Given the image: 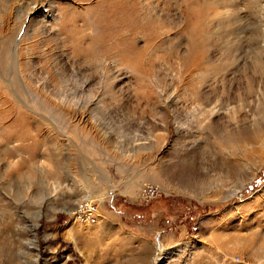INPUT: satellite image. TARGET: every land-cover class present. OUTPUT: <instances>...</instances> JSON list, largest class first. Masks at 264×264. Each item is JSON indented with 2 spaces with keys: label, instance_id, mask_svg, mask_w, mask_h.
Segmentation results:
<instances>
[{
  "label": "rangeland",
  "instance_id": "obj_1",
  "mask_svg": "<svg viewBox=\"0 0 264 264\" xmlns=\"http://www.w3.org/2000/svg\"><path fill=\"white\" fill-rule=\"evenodd\" d=\"M33 1L0 0V264H136L142 247L120 237L136 223L149 264H264V0L207 1L198 70L173 4L136 68L101 46L72 54L57 29L62 6L98 0L27 15ZM143 181L159 187L146 203ZM85 199L126 230L77 221Z\"/></svg>",
  "mask_w": 264,
  "mask_h": 264
},
{
  "label": "bare ground",
  "instance_id": "obj_2",
  "mask_svg": "<svg viewBox=\"0 0 264 264\" xmlns=\"http://www.w3.org/2000/svg\"><path fill=\"white\" fill-rule=\"evenodd\" d=\"M78 1L85 3L90 0ZM207 1L219 6L226 5L223 0H98L93 8H87L86 13L81 16L75 15L73 8L62 6L61 10H68L72 15L67 16L62 12V16L57 22V29L65 39L71 42L70 52L72 54L87 57L97 46H101L102 54L117 57L124 63L137 68L141 66L142 56L146 54L144 52L147 49H157L160 43L166 41L165 39H160V43L156 41L162 31L159 30L158 24L162 23L160 20L162 17L165 19L170 15L171 8L167 4H173L171 6L177 13V23L181 22V32H186L189 36L188 45L192 50L190 52L193 53L190 68L198 70L201 68L202 58L199 49L203 31L204 18L202 19V17L204 15L202 14H204L203 9ZM39 5V0H34L26 14H36L40 9ZM158 7L161 8L157 12H153ZM50 20L57 21L55 17ZM90 22L101 30L98 35L88 38L86 29L90 27ZM138 36L142 38V46L138 43ZM85 39L89 41H87V46L82 47V42ZM192 95L195 99L201 97V91L195 85L192 87ZM220 165L223 164L220 163ZM228 167L230 174L237 173L236 164H229ZM156 245V256H163L164 249L158 243Z\"/></svg>",
  "mask_w": 264,
  "mask_h": 264
},
{
  "label": "crops",
  "instance_id": "obj_3",
  "mask_svg": "<svg viewBox=\"0 0 264 264\" xmlns=\"http://www.w3.org/2000/svg\"><path fill=\"white\" fill-rule=\"evenodd\" d=\"M119 210L117 209V207H112V208H108L105 211V217L101 218V219H96L93 223L92 231H97L94 233L100 234L101 237H103L104 234H106V232L110 235L112 234V231H119V230H126L123 227V224L117 222V221H113V219H117L119 216ZM97 222V223H96ZM90 223V224H92ZM137 226V230L136 233H134L133 231H128V232H123L120 233V237L123 239H127L128 241H130V243H133L134 246L135 244L142 247V251H138L135 253H133V259L139 257V261L138 263L136 262V264H149L150 260H149V252H150V248H151V239L149 237V231L147 230V228H142V224L141 223H136ZM142 229H146L145 231H141ZM88 230V229H87ZM150 230V229H149ZM142 257V258H141Z\"/></svg>",
  "mask_w": 264,
  "mask_h": 264
},
{
  "label": "built area",
  "instance_id": "obj_4",
  "mask_svg": "<svg viewBox=\"0 0 264 264\" xmlns=\"http://www.w3.org/2000/svg\"><path fill=\"white\" fill-rule=\"evenodd\" d=\"M158 192L159 187L156 183L152 181H143L139 184L133 196L136 201L146 203L155 197ZM74 212L76 220L78 219L77 221L82 223H85V221L92 223L97 218L96 215H98L93 203L90 202V206H88L86 199L77 204Z\"/></svg>",
  "mask_w": 264,
  "mask_h": 264
},
{
  "label": "water",
  "instance_id": "obj_5",
  "mask_svg": "<svg viewBox=\"0 0 264 264\" xmlns=\"http://www.w3.org/2000/svg\"><path fill=\"white\" fill-rule=\"evenodd\" d=\"M154 243H155V244H157V243L159 244V241H158V239H157L156 237H154ZM156 246H157V245H156Z\"/></svg>",
  "mask_w": 264,
  "mask_h": 264
}]
</instances>
